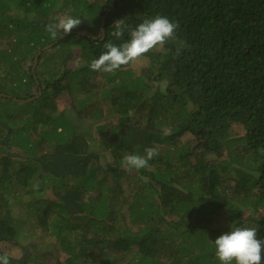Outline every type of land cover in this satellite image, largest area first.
Returning <instances> with one entry per match:
<instances>
[{
  "label": "trees",
  "instance_id": "1",
  "mask_svg": "<svg viewBox=\"0 0 264 264\" xmlns=\"http://www.w3.org/2000/svg\"><path fill=\"white\" fill-rule=\"evenodd\" d=\"M67 8L82 22L53 38L45 26ZM157 14L179 24L177 37L144 55L141 75L89 69L105 42ZM34 73L42 94L27 101ZM149 146L150 169L121 167ZM225 222L264 238V0H0L9 264H220Z\"/></svg>",
  "mask_w": 264,
  "mask_h": 264
},
{
  "label": "clouds",
  "instance_id": "2",
  "mask_svg": "<svg viewBox=\"0 0 264 264\" xmlns=\"http://www.w3.org/2000/svg\"><path fill=\"white\" fill-rule=\"evenodd\" d=\"M81 22V19L70 15L60 16L48 23L45 26V31L53 38L56 37L57 32L68 35ZM178 28L179 24L171 21L167 16L157 14L154 17L145 18L135 28L128 30V38L123 40L122 43L105 42L103 45L104 51L101 52L98 58H93L88 63V67L94 72L114 73L121 67L137 61L153 49H163L169 41L176 39ZM124 31L123 22L121 21L112 35L117 40H120L124 35ZM102 35L103 33H97L96 37L101 39ZM34 76L39 86L37 93L39 96L42 94L40 93L42 89L38 76L36 74ZM158 155L159 149L157 147H145L143 154H125L120 162L121 167L129 172L150 169L149 161ZM214 247L215 257L220 264H264V238H258V229L256 227H230L229 231L216 237ZM0 264H9L7 254L0 253Z\"/></svg>",
  "mask_w": 264,
  "mask_h": 264
},
{
  "label": "rangeland",
  "instance_id": "3",
  "mask_svg": "<svg viewBox=\"0 0 264 264\" xmlns=\"http://www.w3.org/2000/svg\"><path fill=\"white\" fill-rule=\"evenodd\" d=\"M61 1V0H60ZM92 1H95V0H92ZM64 11H66L65 12V14L63 15V14H61L60 16H66L67 14H68V11H69V8H67V9H65ZM61 13V12H60ZM68 16V15H67ZM45 47V46H44ZM78 58V57H77ZM77 58H75V59H77ZM75 59H73V60H70L69 61V65H73L74 64V60ZM35 60V59H34ZM151 63V60L149 59V57H147V56H143V57H141V58H139L137 61H135V62H133L132 64H130L129 65V67H132L133 69H134V72L136 73V74H142L143 73V70H144V68H145V66H147V65H149ZM34 65V64H33ZM75 65V64H74ZM33 70H35V65L33 66ZM41 95H37V97H35V99H39V97H40ZM70 100H71V97H70V95H69V93H64L62 96H60L59 97V99H58V104H59V109H60V111L61 110H63L64 108H67V107H69L70 106ZM29 101V100H28ZM37 101L38 100H36L35 101V103H37ZM189 138L191 139V140H193L195 143H198V141H196V140H194V138L192 137V135H189ZM45 194H43L42 192L39 194V196L40 197H42V196H44ZM36 196V195H35ZM36 198H37V196H36ZM26 201L27 200H29V198L28 199H25ZM14 212H16L20 217H22V218H24V219H26L28 216H29V214H28V212H27V210H26V207H19V206H15V208H14ZM249 213L248 212H246L245 213V215L244 216H247ZM244 226H248V223H245V225ZM230 227H232L231 225H229L228 223L226 224V222L224 223V226L222 227L223 228V230L224 231H229V229H230ZM28 236H30V235H28ZM24 237H26V236H24ZM26 241V240H25ZM24 241V242H25ZM7 246L6 245H4L3 243H0V249L2 250V251H5V252H7V251H10L11 249H9V248H6Z\"/></svg>",
  "mask_w": 264,
  "mask_h": 264
},
{
  "label": "water",
  "instance_id": "4",
  "mask_svg": "<svg viewBox=\"0 0 264 264\" xmlns=\"http://www.w3.org/2000/svg\"><path fill=\"white\" fill-rule=\"evenodd\" d=\"M101 27H102V33H103V35H102V38L105 36V19H102V24H101ZM81 34H85V35H88V36H91V34L90 33H88V32H84V31H79ZM64 37V36H63ZM96 38V37H95ZM57 43V41L56 42H53V43H51V44H49V45H46L45 47H43L42 49H40L39 51H38V53H37V55H36V57H35V66H36V64H37V62H38V60H39V56L41 55V53L45 50V49H47V48H50V47H53L55 44ZM40 93H42L41 92V90H40ZM35 97H37V96H35ZM35 97H32V98H29L28 100L30 101V100H33V99H35ZM27 100V101H28Z\"/></svg>",
  "mask_w": 264,
  "mask_h": 264
}]
</instances>
